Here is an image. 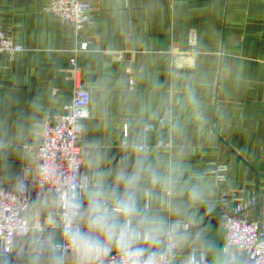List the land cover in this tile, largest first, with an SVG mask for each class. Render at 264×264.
<instances>
[{
    "label": "crops",
    "instance_id": "0c3cea01",
    "mask_svg": "<svg viewBox=\"0 0 264 264\" xmlns=\"http://www.w3.org/2000/svg\"><path fill=\"white\" fill-rule=\"evenodd\" d=\"M86 1L90 49L79 84L91 92L80 140L88 174L135 159L137 144L154 162L182 165L207 203L189 209L202 218L192 229L200 235L173 262L184 264L195 250L215 264L225 247L222 191L257 197L251 218L264 221V0ZM49 4L0 0V31L24 48L0 54V185L11 190L35 168L41 125L71 102L75 86L74 31ZM177 199L187 205L186 195ZM24 218L29 235L0 264H77L72 250L54 248L63 229L51 203L32 200ZM228 253L247 264L238 249Z\"/></svg>",
    "mask_w": 264,
    "mask_h": 264
},
{
    "label": "clouds",
    "instance_id": "9594fccd",
    "mask_svg": "<svg viewBox=\"0 0 264 264\" xmlns=\"http://www.w3.org/2000/svg\"><path fill=\"white\" fill-rule=\"evenodd\" d=\"M133 152L135 159L125 155L115 168L97 165L91 174L64 178L57 206L77 264H94L113 251L119 264H173L176 250L199 238L192 229L202 218L189 209L207 203L201 184L185 180L179 163L154 162L143 144ZM184 195L187 205L177 199ZM184 264H205V254L194 250ZM215 264H237V258L225 250Z\"/></svg>",
    "mask_w": 264,
    "mask_h": 264
},
{
    "label": "built area",
    "instance_id": "2783aa9c",
    "mask_svg": "<svg viewBox=\"0 0 264 264\" xmlns=\"http://www.w3.org/2000/svg\"><path fill=\"white\" fill-rule=\"evenodd\" d=\"M92 5L86 0H50L46 10L72 25L76 39L70 60L71 76L75 83L72 100L63 107V111L47 118L41 125V140L37 150V163L33 171L27 172L17 190L0 185V256H8L17 238L27 237L31 227L24 218L32 200L48 201L59 217L61 227V209L57 206L59 192L64 178L76 174L88 173V164L84 158L87 151L80 145L83 135L82 121L90 112L91 92L79 84L81 71L80 58L89 51L90 42L86 29L90 23ZM10 31H0V54L13 57L24 48L15 44ZM133 84V79H130ZM154 125L146 126L153 130ZM45 169L50 173L46 177ZM225 167H218L222 172ZM221 220L225 230L224 252L230 248L238 249L247 259V264H264V221L251 218L252 212L259 206L257 197L241 199L230 191H222ZM60 252L71 250L63 235V240L54 245ZM197 256L201 253H197ZM235 255L237 258V254ZM94 264H119L115 251ZM174 264V262H173ZM205 264H209L205 256Z\"/></svg>",
    "mask_w": 264,
    "mask_h": 264
}]
</instances>
